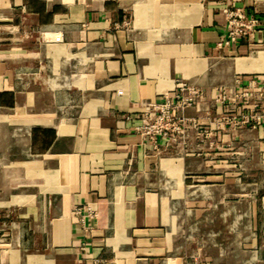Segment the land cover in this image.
I'll list each match as a JSON object with an SVG mask.
<instances>
[{"label": "crops", "instance_id": "obj_1", "mask_svg": "<svg viewBox=\"0 0 264 264\" xmlns=\"http://www.w3.org/2000/svg\"><path fill=\"white\" fill-rule=\"evenodd\" d=\"M178 81L201 132L157 149ZM261 93L264 0H0V264H264Z\"/></svg>", "mask_w": 264, "mask_h": 264}, {"label": "built area", "instance_id": "obj_2", "mask_svg": "<svg viewBox=\"0 0 264 264\" xmlns=\"http://www.w3.org/2000/svg\"><path fill=\"white\" fill-rule=\"evenodd\" d=\"M225 34L217 43L220 48L230 47L241 39H252L260 24L257 17L250 16L244 9L225 7ZM203 91L185 81H178L174 95L164 94L159 101L150 103L144 112V122L136 127V131L146 141H151L155 148L159 147V139L167 140V145L183 137L187 129L195 128L201 132L195 119L183 115L187 107H198L203 98ZM264 97V93L260 94ZM217 100H224L223 92H218ZM264 121V107L259 102L254 103V109L246 114L242 123L255 127ZM79 212V211H78Z\"/></svg>", "mask_w": 264, "mask_h": 264}]
</instances>
